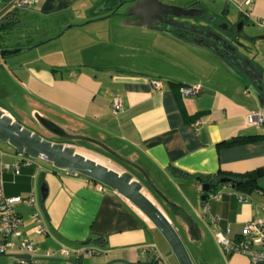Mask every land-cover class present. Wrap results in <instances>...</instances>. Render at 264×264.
Returning a JSON list of instances; mask_svg holds the SVG:
<instances>
[{"label":"crops","instance_id":"0c3cea01","mask_svg":"<svg viewBox=\"0 0 264 264\" xmlns=\"http://www.w3.org/2000/svg\"><path fill=\"white\" fill-rule=\"evenodd\" d=\"M12 1L0 0V51L18 48L23 40L25 47L0 53V66L10 67L8 78L26 100L28 117L34 120V112L48 117L140 165L163 195L194 220L197 233L191 237L185 232L195 252L193 264H264L250 263L245 254L235 251L222 255L213 237L217 231L213 223L198 217L202 209L198 188L203 182L197 176L230 177L264 167V138L218 144L242 134H264V123L252 125L246 120L249 113L262 108V95L251 92L247 74L203 43L184 40L165 29L126 25L124 16L99 8L101 0H30L21 8L10 6L4 11ZM160 1L205 6L214 12L226 1L231 14L254 24V34L260 38L253 43L256 52L251 50L246 57L264 73V0ZM141 54L171 63L174 71L123 67H132L131 59ZM154 80L158 87L151 84ZM191 85L200 90L181 96L180 87ZM2 93L11 94L5 88ZM114 97L121 101L115 113L111 109ZM0 107L17 120L6 106ZM66 143L122 165L140 178L135 169L85 141ZM19 158L15 148L0 141L2 162L14 165ZM4 179L7 196L37 192L46 227L43 235H37L30 208L18 205L22 234L33 241L37 252L36 260L23 258L27 253L18 250L0 255L12 257L13 264L17 260L24 264H157L149 245L156 248L163 264H177L160 233L140 211L111 188L99 190L87 176L69 175L33 160L32 166L24 164L18 172L5 171ZM258 180L260 189L251 192L227 183L213 188L223 195L208 200L209 214L220 219L218 230L233 240L242 234L245 222L264 215V174ZM236 193H245L246 198L238 201ZM83 245L100 253L79 258L58 253L60 247ZM45 251L54 254L44 257Z\"/></svg>","mask_w":264,"mask_h":264},{"label":"water","instance_id":"95a60500","mask_svg":"<svg viewBox=\"0 0 264 264\" xmlns=\"http://www.w3.org/2000/svg\"><path fill=\"white\" fill-rule=\"evenodd\" d=\"M13 4L10 3L4 11L10 6L15 9L16 6H13ZM227 5L228 3L224 1L222 7L214 12L205 6L188 5L187 7H178V5L166 4V2L160 0H101L99 8H105L111 14L117 13L124 16L126 25L165 29L175 35H178L176 34L178 29L183 30L185 34L191 33L195 38L188 35H185L184 38L179 37L196 43H203L206 38L208 43L204 41L203 44L216 50L218 54L235 64V66L240 67L251 79V83H254L255 93L261 94L264 88V73L258 71L246 57L247 53L252 50L249 46L256 48L253 43L260 36L254 34V24L251 22L245 23L239 14H231L227 9ZM218 16L220 18L215 22ZM200 37L201 40L198 39ZM217 40L219 41L217 42ZM213 41L214 43H212ZM20 50H24L23 46L1 50L0 53L7 51L20 52ZM33 117L34 124L38 129L58 141L44 138L36 131L34 132L32 129L25 127L2 107H0V141L10 144L18 153H25L30 159L34 160L37 157L49 162L56 170L62 169L69 175L87 176L89 180L99 182V184L109 189L111 188L114 193L129 201L136 210L140 211L150 221L158 233L162 234L163 240L169 247L167 253L176 258L177 264H193V260L189 256L180 234L174 227L173 221L166 214L167 212L165 213L162 208L158 209L142 193V190L145 189L149 195L152 194L151 190L157 197H160L172 213L171 215L182 222L185 232L191 237H194L197 233L194 220L185 210L163 195L160 188L151 181L150 175L140 165L123 158L122 155L120 156L119 153L110 149L98 139L76 134L73 130L61 126L48 117L39 116L36 112H34ZM72 141H85L86 144L97 147L113 159L135 169L140 178L136 179L135 175L123 169V167L120 170L113 169L111 166L87 157L86 154L84 155L81 151H78L73 144L66 143ZM216 182L218 184H230V188L233 189L237 185V182L229 176H219ZM201 187L200 202L206 199L207 193L211 190L209 182H203ZM39 189L40 196L43 198L45 193L43 185ZM22 257L28 258L30 254L22 255Z\"/></svg>","mask_w":264,"mask_h":264},{"label":"built area","instance_id":"2783aa9c","mask_svg":"<svg viewBox=\"0 0 264 264\" xmlns=\"http://www.w3.org/2000/svg\"><path fill=\"white\" fill-rule=\"evenodd\" d=\"M30 0H14V5L16 7L25 6L29 3ZM151 84L155 87H158V82L156 80L151 81ZM200 90V86L191 85L190 87H180L181 96H188L194 94ZM262 95L261 109L258 112L249 113L246 120L249 124H261L264 123V91L260 94ZM121 105L120 98L114 97L112 99V112L115 113L119 110ZM19 154V161L24 165L33 164L32 159L28 158L26 154ZM20 163L17 164H8L2 162L0 159V255L7 254L18 250L22 253H29L30 258L36 260V248L34 243L28 237H24L21 227V214L18 210V205L24 204L30 208V220L33 223L35 228V233L37 235H43L45 233L46 227L43 224V214L41 213L39 207V201H37V192L31 191L26 193V195H15L7 196L5 193V179L4 173L8 170L15 169L17 172L20 169ZM95 185L99 190H104L105 187L99 182ZM201 186L198 188V193H201ZM222 191L215 190L208 192L206 199L201 202V212L198 214L200 219H210L213 223L215 229L217 230L214 233L215 243L218 245V249L223 251L224 254H230L232 252H237L245 254L249 258L250 263H255L257 261L264 262V215L260 218H254L250 221L244 223L242 229V234L235 240L229 238L226 232L218 230L217 224H219L220 219L217 216L209 214L210 206L208 205V200H219L222 197ZM238 201H243L246 198L245 193H236ZM254 248L252 249L251 247ZM150 251L154 253L157 257V264H163V258L159 256L156 252V248L153 245H149ZM59 255L62 257H67L73 255L75 258L81 256H89L92 254L100 253L99 249L93 246L83 245L79 248H66L60 247L58 251ZM54 254L53 251H45L44 257H52ZM15 264H24L23 260H17Z\"/></svg>","mask_w":264,"mask_h":264},{"label":"rangeland","instance_id":"374dc122","mask_svg":"<svg viewBox=\"0 0 264 264\" xmlns=\"http://www.w3.org/2000/svg\"><path fill=\"white\" fill-rule=\"evenodd\" d=\"M166 4H171V3H166ZM171 5H173V4H171ZM178 7H181V6H178ZM219 18H220V16H218V18L216 19L215 22H217V20H219ZM216 25H218V24H216ZM54 41H55L54 43H56V41H58V40L55 39ZM24 43L25 42L23 40L22 41V45H20V46L25 47ZM140 47H142V49H144L143 45H141ZM249 47L252 49V51L256 50L255 48L251 47V45ZM20 54H22V53H20ZM155 54H158V53H155ZM137 57H134L133 59L130 58L131 61L133 62V66L132 67L131 66L130 67L123 66V67L126 68V69H129V70L130 69L131 70H142V69L144 70V69H147V68H150V67H153V68L157 67L156 69H159V70L164 69L163 71H165V70H168V72L170 70L174 71L175 67L171 63L159 62V61H157V59H155L151 55L148 57L146 54H141V55H139ZM258 63L261 64L260 61H258ZM125 64H127V63H125ZM9 68H10L9 66H5V68L0 66V105L2 104L4 106H6L13 114H15V117L17 118L19 123H21L22 125H25V127L29 128V129H32L34 132L36 131L37 134H39L40 136H43L44 138H47V135L44 134L40 129H38L36 124L33 123L34 120H32L30 117H28L29 116L27 114L28 106L26 105L27 104L26 100H24V98L22 96V93L19 91V88L16 85H13L11 83V80L8 78ZM2 88H5L8 92L11 93L10 97H9V95H5V94L2 93ZM255 89H256V87H255L254 83H252L251 84V89H250L251 92L252 91L254 92ZM49 137H51V136H49ZM52 138H54V137H52ZM111 147H113V146H111ZM83 154L84 155L86 154L87 157H90V158H92L95 161H98V162H100L102 164H105L107 166H111V168H117L118 170H120L122 168V165H121V167H118L115 164H113L112 162H110V160H106V159L100 158V157H98V155L87 153L86 151H84ZM36 160H37V162H40V163L50 164L49 162L41 160V159H39L37 157L34 159V161H36ZM148 189L150 190V188H148ZM175 190L178 191L179 189H175ZM144 192H145V190H144ZM150 192L149 193L152 196L156 197L155 199L157 200L156 203L158 204V206L160 208H162L165 213L167 212L166 214L168 215L170 220H171V218L174 220V223H175L174 227L177 229V232L180 234L181 239L183 241V244H185V246L187 248L186 250H187L189 256H191V258L193 256H195V252H194V250H192L193 249L192 248V244L186 238L182 222L180 220H178L177 218L173 217V215H171L172 213L164 205V203L162 202L160 197H157L155 195V193H153L151 190H150ZM160 235L162 236V234H160ZM222 255H224V253ZM13 262H14V259L12 257H10V256H1L0 257V264H13Z\"/></svg>","mask_w":264,"mask_h":264},{"label":"trees","instance_id":"16d2710c","mask_svg":"<svg viewBox=\"0 0 264 264\" xmlns=\"http://www.w3.org/2000/svg\"><path fill=\"white\" fill-rule=\"evenodd\" d=\"M14 3V0L12 1ZM12 52V51H11ZM259 138H264V134H255L254 135H238V136H235V137H232L226 141H223L221 143H218L219 145H227V146H230L233 145V144H242L243 143H246V142H249V141H252L254 139H259ZM110 157V156H109ZM111 158V157H110ZM33 161V159H32ZM19 165H20V169L21 170V167L24 166L20 161H19ZM26 165V164H25ZM28 166H32L31 165H28ZM14 171H16L15 169H13ZM173 171H178L177 169H173ZM17 172V171H16ZM264 174V167H261V168H255V170H252V171H248V172H243V173H240V174H236V175H231L230 177H232L236 182H237V185L234 187V189H237V190H240V191H245V192H251V191H255L256 189H260V183H259V180L258 178ZM197 179L200 181V182H209L210 184V188L211 191H214L213 188L218 184V182H216V179L217 177H209L208 175L207 176H203V177H200V176H197ZM222 184H225V183H222Z\"/></svg>","mask_w":264,"mask_h":264},{"label":"flooded vegetation","instance_id":"af4514ba","mask_svg":"<svg viewBox=\"0 0 264 264\" xmlns=\"http://www.w3.org/2000/svg\"><path fill=\"white\" fill-rule=\"evenodd\" d=\"M176 34H178V36H180V37H182V38H184L185 35H186V36L188 35V36H190V37H192V38H195V36H193L191 33H189V34H185V32H184L183 30H179V29L176 31ZM198 39L201 40L202 38L200 37V38H198ZM203 39H204V38H203ZM214 39H215V38H214ZM204 41H205L206 43H208L207 40H206V38L204 39ZM204 41H203V43H205ZM218 41H219V40H217V42H218ZM212 43H214V41H213ZM212 43H211V44H212Z\"/></svg>","mask_w":264,"mask_h":264},{"label":"bare ground","instance_id":"6f19581e","mask_svg":"<svg viewBox=\"0 0 264 264\" xmlns=\"http://www.w3.org/2000/svg\"><path fill=\"white\" fill-rule=\"evenodd\" d=\"M144 190V189H143ZM142 190V193L145 195V193L143 192ZM146 196V195H145ZM149 198V197H148ZM150 199V198H149ZM151 200V199H150ZM152 201V200H151ZM152 203L159 209V207L152 201Z\"/></svg>","mask_w":264,"mask_h":264}]
</instances>
